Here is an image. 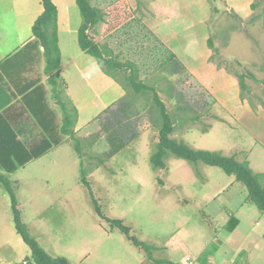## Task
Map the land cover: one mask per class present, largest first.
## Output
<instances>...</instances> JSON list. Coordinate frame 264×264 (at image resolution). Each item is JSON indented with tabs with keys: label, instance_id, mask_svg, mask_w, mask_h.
Instances as JSON below:
<instances>
[{
	"label": "rangeland",
	"instance_id": "374dc122",
	"mask_svg": "<svg viewBox=\"0 0 264 264\" xmlns=\"http://www.w3.org/2000/svg\"><path fill=\"white\" fill-rule=\"evenodd\" d=\"M55 1L61 4V0ZM91 3L103 12V20L88 29V34L95 42L107 44L117 61L134 63L137 80L156 89L174 121L172 137L195 149L219 151L239 161L246 159L254 172L264 173V117L249 120L247 110L241 108L245 102L251 107L249 112L264 109V0ZM37 9L38 0H0V56H8L22 42L25 29H17L18 24L26 25L25 19ZM75 9L77 19H71L69 28L81 24L79 9ZM170 39L172 48L178 47L185 55L191 70L175 59L168 60L171 50L166 41ZM209 39L213 46L208 44ZM30 45L23 49L29 50ZM62 47L68 90L62 87L61 98L68 110L76 108L80 122L74 125L72 137L57 135L62 108L53 104L52 126L59 141L49 137L58 143L46 156L10 175L22 220L46 252L63 256L70 264H137V248L105 219L110 218L122 220L130 228L129 234L145 243L173 242L172 251L150 249L151 256L159 260L174 258L183 264L185 256L192 257V249L201 248L203 242L208 252L214 251L218 241L213 215L217 217V212L224 210L239 218L236 241L239 234L248 236L241 239L245 247L263 240L264 211L247 199L244 184L233 175L171 152L163 168L152 165L150 157L158 141L152 94L135 93L105 75L89 54L88 62L78 59V72L70 62L71 56L81 51L75 32L63 34ZM22 52L11 54L9 61H19ZM16 66L7 71L16 75ZM223 72L234 77L236 92L227 88ZM240 74L250 89L243 91L244 97L240 96ZM219 93L232 99L229 106L235 105L238 94L236 112L220 104L215 97ZM108 105L109 110L100 112ZM120 119L121 133L111 141L105 126L114 128ZM33 134L23 131L22 136ZM47 139L38 133L27 145H39ZM121 142V151L112 154L113 143ZM94 201L102 215L97 213ZM10 208L8 194L0 190V264H22L31 252L20 235L11 231L15 228ZM203 220L205 233L200 225ZM229 241L222 240V253H227L221 262L239 253ZM84 257L86 261L80 263ZM144 257L146 264H155L145 252ZM259 261L253 264H263L262 257Z\"/></svg>",
	"mask_w": 264,
	"mask_h": 264
},
{
	"label": "trees",
	"instance_id": "16d2710c",
	"mask_svg": "<svg viewBox=\"0 0 264 264\" xmlns=\"http://www.w3.org/2000/svg\"><path fill=\"white\" fill-rule=\"evenodd\" d=\"M91 1L76 0L81 15V24L78 28V44L84 52L96 59L105 74L120 82L124 87L132 88L135 93L152 94L150 102L154 107L156 112L155 117L158 121V141L156 143V150L150 157L152 165L155 168H163L165 166L164 159L168 152H171L174 156L190 162L201 161L207 165L219 167L224 173L233 175L237 181L242 182L247 190V198L260 210L264 211V173L254 172L246 159L239 161L234 156H227L219 151L195 149L183 140L173 138L171 135L174 132V121L156 89L152 85L148 86L143 81L137 80L138 70L134 63L117 61L115 57L111 56L112 50L107 44L95 42L88 34V29L103 20V12L94 6ZM42 5L43 11L34 21L31 30L36 40L44 48V71L49 74V80L55 83L60 67V49L58 46L56 23L57 9L52 0H42ZM208 44L213 46L211 39H209ZM173 59H175V56L170 52L168 60ZM126 71H129V73L126 74ZM119 75L122 79L118 78ZM238 84L240 96L244 97L243 91L249 92L250 89L245 83V78L242 74L238 75ZM261 105L264 107V100L261 101ZM60 106L63 114L61 133L72 137L73 127L77 120L76 108L73 107L72 110H68L66 103L61 100ZM121 126V119L116 121V127L114 128L105 126L107 133L110 134L109 140L112 141V138L121 133L118 131ZM122 143L124 142L113 143L112 154L117 153L123 147ZM49 146L48 142L43 141L39 145H33L28 148L5 125V122L0 121V185L10 198L15 230L30 248L31 253L30 257L26 260V264H70L68 259L63 256L52 257L49 255L40 246L38 241L29 234L22 220L21 211L18 208V197L9 176V173L15 171L19 166L45 153ZM82 182L89 186L84 177H82ZM94 205L97 213L102 215L100 207L95 201ZM105 219L125 233L134 245L148 251L149 245L131 236L129 234L130 228L124 225L122 220Z\"/></svg>",
	"mask_w": 264,
	"mask_h": 264
},
{
	"label": "crops",
	"instance_id": "0c3cea01",
	"mask_svg": "<svg viewBox=\"0 0 264 264\" xmlns=\"http://www.w3.org/2000/svg\"><path fill=\"white\" fill-rule=\"evenodd\" d=\"M2 1L9 2V0H2ZM52 2L55 4L56 9H57L56 23H57L58 46L60 49L59 74H58V78L55 81V83H52L49 80V74L45 73L44 71V68H45V57L43 55L44 48L36 40L31 30V27L34 21L43 11L42 0H38V9L36 10V12L32 13L30 18L25 19L26 25L24 24V26H21L20 22L18 24L17 29H20V31L25 29L24 34H22L24 35V38L22 42L19 43L16 48H13L14 50L11 52V54H14L15 52L23 51L22 54L20 55L19 61L16 62V60L14 59H12V61H9L11 54L5 57L0 56V121L3 123L5 122V125L9 129H11L16 134L17 138L22 143H24L25 146H27L28 148H30L29 145H27L28 140L37 136L38 133H42L45 138L47 137L48 139L45 141L50 144L49 148L46 150L45 153L41 154L37 158L29 160L24 165L19 166L15 171L10 172L9 176L19 171V169L25 167V165L29 164L31 161H34L35 159H38L42 156H46L47 151H49L51 148L56 146V144L58 143V142L53 143L49 136H51L52 138L54 137L53 140L55 139V141H59L58 138L56 137L59 133H60L59 136H64V134L61 133V125H62V117H63L62 113H61V118L58 120L59 130L57 131V135H56L54 127L52 126L54 125L52 121V117L55 116V114H53V112L55 111L53 104L59 106L60 100L63 101V99L61 98L62 97L61 89L64 85L66 86V90H68V86L66 85V82L64 80V73H63L65 63L63 61L62 36L63 34H70L72 32H75V34L77 35V42H78V28L79 27L69 28V25L73 24V21H71V19L73 17L77 19V13H76L77 9H75V7L76 6L78 7V5L76 3V0H61V4H58L55 0H52ZM20 20L24 21L23 18H20ZM30 30H31V34H28L27 32ZM162 36L165 37L164 34ZM173 39L166 41V44L170 46L169 47L171 50L170 52L174 54L175 60L179 61L180 64L182 66H185L186 69L191 70L190 64L184 58L185 55L179 53L182 51L179 50L178 47L175 50L170 45ZM26 43H27V46L25 45ZM29 45H30V49L24 50ZM23 47L25 48L23 49ZM87 56H88L87 53L84 52L82 49L81 51L77 52L74 56L73 55L71 56L70 62L72 61L73 63H75L74 68L78 72H80V70H78L77 68L78 59L81 62H85V61L88 62L89 58ZM16 64H17L16 66L17 73L16 75H12L11 73L7 71V69L10 71L13 70ZM191 66L193 67L192 64ZM223 77L227 83V88L232 89V90L234 88L236 92L238 86H237V82L235 81L234 77L226 74L225 72H223ZM219 94L215 95V97L218 98L220 104L224 106V108H226L227 110H230V112L232 113L236 112V107H238L240 103V99L238 96L239 91H238V94L236 95L235 105L234 106L231 105L232 107L229 106V103L232 102V99L229 98L227 100L222 94L220 95ZM242 105H244L241 107L243 108L244 112L247 110L245 114H247L249 120H254L256 117H260V118L264 117L263 108L260 109L261 111H257L255 113L252 111L250 112L248 111V109H250L251 107L245 106V102H243ZM108 108H110V105L104 107L102 110H100V112ZM77 121L80 122L79 116H77L76 123ZM73 130H74V127H73ZM23 131L34 132V134L27 136L26 138H23L22 136ZM65 136H68V135H65ZM121 149L119 151H121ZM14 189L16 192L17 189L16 188ZM0 190L6 193V191L1 187V185H0ZM203 212L206 214L205 211ZM217 213L219 215L215 217L216 213H214L213 215L214 218L212 220L213 222H215L214 233H215V238L218 241L217 247L214 249L213 252H210V251L208 252L207 244L206 242H203L201 243L202 245L201 248L199 245V248L192 249V251L194 252V255L192 257L185 256V259H184L185 261L183 264H220V263L221 264H249V259H250V264H253L255 260H258V262H261L259 261L260 257H262V262L264 264V238L263 240L259 242L260 245L255 244L252 247H249V246L245 247L244 242L241 241V239L243 237L244 238L248 237L247 235L239 234L238 236L239 240L236 241L237 239L236 235L240 233V231L237 229V227L240 224L239 218L233 215L228 210H224V212H217ZM200 225H201L202 231L205 233L206 232L205 220H203ZM14 230L15 229H12L11 231L14 232ZM13 235H15V233H13ZM224 238H225V241L226 239H230L229 242H233V244H230V246L232 248L233 247L238 248L239 253H237V255L233 253L229 259L227 258L223 259L221 262L222 255H226L227 253L226 251H225V254L222 253V250L224 247L223 246L224 242H222V240H224ZM232 238H234L235 241H232L231 240ZM146 244L149 245L148 251L144 250L143 248L139 246L134 245L135 248H137L138 250L137 252H139V257H140L139 262H137V264H146L144 262V258H145L144 252L147 254V256L150 257V260L153 261V263L155 264H166V263L167 264H170V263L179 264V262L174 260V258L171 259L168 257V258H164L163 260L162 259L159 260V259H153V257L151 256L150 249H154L156 251H159V250L166 251L168 248L170 251H172L171 247H174L173 242H170V244H166L165 242L164 244V243H160L158 240H154L152 243H146ZM203 244H205L206 249ZM253 255H256V258H252ZM52 257H58V256H52ZM85 258L86 257L81 258L80 263H84L86 261ZM22 264H26V259L22 261ZM100 264H104L103 261H101Z\"/></svg>",
	"mask_w": 264,
	"mask_h": 264
},
{
	"label": "bare ground",
	"instance_id": "6f19581e",
	"mask_svg": "<svg viewBox=\"0 0 264 264\" xmlns=\"http://www.w3.org/2000/svg\"><path fill=\"white\" fill-rule=\"evenodd\" d=\"M116 73V72H115Z\"/></svg>",
	"mask_w": 264,
	"mask_h": 264
}]
</instances>
